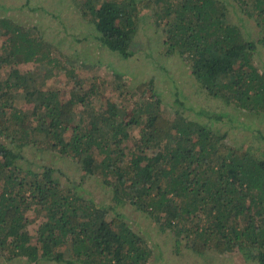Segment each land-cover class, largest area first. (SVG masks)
<instances>
[{"label": "trees", "instance_id": "1", "mask_svg": "<svg viewBox=\"0 0 264 264\" xmlns=\"http://www.w3.org/2000/svg\"><path fill=\"white\" fill-rule=\"evenodd\" d=\"M76 1L86 46L125 61L140 27L154 28L160 52L185 63L220 109L182 90L165 100L104 56L72 58L37 24L0 13V264H158L156 242L115 203L147 217L177 250L237 252L264 264V131L256 121L264 118V0ZM13 7L50 11L40 0ZM249 21L255 30L244 28ZM31 61L37 66L20 67ZM104 66L111 78L98 74ZM57 72L65 84L53 85ZM107 88L121 99H103ZM222 119L244 128L246 140L229 142ZM63 157L100 179L110 202L48 162Z\"/></svg>", "mask_w": 264, "mask_h": 264}, {"label": "rangeland", "instance_id": "2", "mask_svg": "<svg viewBox=\"0 0 264 264\" xmlns=\"http://www.w3.org/2000/svg\"><path fill=\"white\" fill-rule=\"evenodd\" d=\"M18 2H20V0H0V13L7 16L11 15L26 25L37 24L38 29L45 30L46 36L50 39V42L52 41V43L57 45L62 51L67 50L72 58L82 60L86 58L87 62H93L98 55H102L105 57L103 59L106 62L109 60L111 65H117L119 66V69L125 70L128 73L132 84L146 81L148 88L161 91V97L165 100L172 99L176 91L182 90L193 100L194 103H198L203 107L212 110L220 109L218 103H214V100L212 102V99L210 100L206 97L205 92L201 89L199 83L196 81L194 75L190 73L185 63L181 62L177 57H172L168 54L164 55L160 52V45L157 44L154 39L157 34L154 28L147 26V28L143 30L140 27L136 38L137 48L135 54L129 59L122 61L106 53L104 50L102 51L97 47L91 46V43H88V46H86L87 41L79 39L81 31L86 24V20L79 12V2L76 0H40V3L45 4L50 11L46 13L45 11L40 10L34 15L32 11L24 9H22L21 13L15 14L13 6ZM55 11L60 13V19L53 18L50 12ZM244 24L246 26L244 28L249 27V29L255 30L252 21L245 22ZM148 53L153 55V57L158 60L157 62L166 67L165 75L170 77V80L165 77V75L163 76L160 66H154L153 63L149 62ZM260 61V64L264 66V46L261 47ZM36 66L37 62L32 61L20 65V67L24 69H30ZM57 73L56 80L51 81L53 85L59 86L60 84H65L63 74L61 72ZM110 73L111 71L105 66L100 68L98 72V74L105 78H111ZM150 78H153L151 82ZM111 93L114 94L113 99H116L117 101L121 99L115 92L110 91V88H107V90L102 93L101 97L103 99L107 97L109 98ZM184 111L189 112L190 115L195 117L197 116L194 109L190 110V108H188ZM198 117L205 118L203 114ZM256 121L260 125L259 130L264 131V118H258ZM218 125L221 129L227 131L226 138L229 142L241 144L246 140L245 136L247 132L244 128L233 127L223 119L218 122ZM28 153L32 155L33 148H28L27 154ZM48 162L55 164L65 171L69 175L71 181L80 183L84 189H87L92 195H94L96 200L110 202V196L108 193L104 192L103 184L100 183L101 180H97L96 177L87 175L81 171L80 173H76L74 170L75 165L70 159L63 157L53 161L50 158L48 159ZM63 177L64 176L61 178L63 179ZM63 180L67 181L66 179ZM112 204H114V202H112ZM114 206L115 209L123 212L128 217L136 219V222L133 223V228L141 229L143 227V230L150 234L152 241L156 242L158 245V249H156L160 254V261L158 264H248L244 261L243 257H239L236 254L237 252L223 255L214 252H207L204 255H197L182 245H179L177 250L174 248L175 244L173 237L159 231L157 226L153 225L147 217L142 216L141 218H138L134 210L127 204L115 203Z\"/></svg>", "mask_w": 264, "mask_h": 264}]
</instances>
